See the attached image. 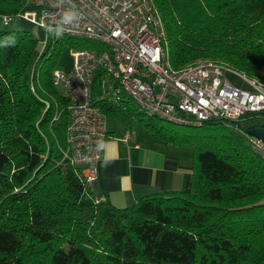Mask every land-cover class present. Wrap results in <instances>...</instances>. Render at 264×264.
I'll return each instance as SVG.
<instances>
[{
    "label": "trees",
    "instance_id": "obj_1",
    "mask_svg": "<svg viewBox=\"0 0 264 264\" xmlns=\"http://www.w3.org/2000/svg\"><path fill=\"white\" fill-rule=\"evenodd\" d=\"M151 1L173 69L214 61L259 78L264 0ZM24 6L0 0V18H18ZM54 45L46 58L35 56L29 30H0V264H264V162L245 137L209 121L195 126L201 140L187 143L180 130L128 107L125 95L106 94L101 71L94 106L124 122L142 114L138 123L151 138L190 147L192 174L187 189L130 207L97 202L80 169L62 161L67 97L53 84ZM41 100L49 107L39 122ZM236 125L244 133L264 129V114Z\"/></svg>",
    "mask_w": 264,
    "mask_h": 264
},
{
    "label": "built area",
    "instance_id": "obj_2",
    "mask_svg": "<svg viewBox=\"0 0 264 264\" xmlns=\"http://www.w3.org/2000/svg\"><path fill=\"white\" fill-rule=\"evenodd\" d=\"M27 3L37 10H27V15L35 18L38 14L40 26L48 33L93 39L102 45L77 50L70 70L52 71L53 84L62 87L67 97L62 161L79 168L88 186L96 182L97 164L107 137V118L92 99L93 78L99 71L106 94L118 98L125 95L146 116L173 125L200 126L209 121L229 125L246 115L264 114V79L244 77L214 61H196L181 69L171 67L163 24L151 0ZM1 20L5 26L12 21L9 17ZM45 44L46 38L41 51ZM228 73L239 76L245 87L233 85ZM59 115L56 113L52 122ZM241 134L250 152L264 162V143ZM120 140L128 144L130 134L124 133Z\"/></svg>",
    "mask_w": 264,
    "mask_h": 264
},
{
    "label": "crops",
    "instance_id": "obj_3",
    "mask_svg": "<svg viewBox=\"0 0 264 264\" xmlns=\"http://www.w3.org/2000/svg\"><path fill=\"white\" fill-rule=\"evenodd\" d=\"M27 14L24 11L23 17L18 19L21 27L35 36L42 27L37 18ZM231 76L233 85L245 87L239 76ZM106 131L102 157L97 164V179L90 186L97 202L107 201L116 208H125L152 194L188 188L192 174L189 150L156 141L147 132L150 138H135L127 129L130 141L124 144L120 137L126 131L121 134L107 128Z\"/></svg>",
    "mask_w": 264,
    "mask_h": 264
},
{
    "label": "rangeland",
    "instance_id": "obj_4",
    "mask_svg": "<svg viewBox=\"0 0 264 264\" xmlns=\"http://www.w3.org/2000/svg\"><path fill=\"white\" fill-rule=\"evenodd\" d=\"M24 5H26L24 8L26 10L29 9L30 13H34L36 10V8L30 7V5L27 3V0H20ZM154 5V3H152ZM38 14L35 16V18L38 19ZM23 30L26 28H22L21 27V21L18 18H15L12 20V22L8 23L7 26L2 24V20L0 18V30ZM41 31H37L38 34H35V38H37L38 40V46H37V50H36V54L35 56H37L39 53H41L42 56H44V58L47 57V53H49L50 51H41L43 45H44V40L46 38V46L49 45L55 41V45H54V53H53V60H55V68L60 69L61 71H68L72 68L73 63H74V54L77 50H81V49H92V48H102V45L93 40V39H87V38H78V37H70V36H66L62 33L59 32H53L50 31L49 33H46L45 29H40ZM54 37L55 40H52ZM51 54V52H50ZM34 56V57H35ZM227 78L229 79V81H231L233 83V79L231 74H227ZM258 79H264V69L261 70L260 72V76ZM58 91L61 94L65 95V91L62 87H58ZM43 101V100H41ZM44 102V110L41 112L40 117L38 118V121L40 122L41 117L43 116L46 108L49 107L46 106L47 103L45 101ZM135 102H133L132 100H130V107L131 109L135 108ZM139 111L140 108L138 109ZM142 112V111H141ZM59 113V112H56ZM56 113L54 114L53 117L56 116ZM143 113V112H142ZM139 118H143L142 114H137L136 117L134 119H131L130 117H127V121L124 122L122 121L121 118H108L106 119V128L109 131H113L116 133H124L126 131V129L128 130V132H130V134L134 135L135 138H139V137H146V138H150L149 135L146 133V131L139 125L138 123V119ZM37 121V122H38ZM153 122L155 124H163V125H169L172 128H175L176 130H180L181 133H184L187 135V138H185V142L190 143L193 141H200L201 139H197L196 138V133H197V128L195 126H186V127H175L173 126V124L167 123L163 120L154 118ZM238 121H233L231 124L229 125H225L224 123H221L223 125V127H225L226 129L230 130L231 132H233L234 134H238L241 133L240 130H238L237 128V123ZM37 126V123H36ZM179 126V125H176ZM127 131L125 133H128ZM41 134V133H40ZM129 134V133H128ZM146 138H142L143 140ZM183 148L189 150L191 152V148L187 147V146H183Z\"/></svg>",
    "mask_w": 264,
    "mask_h": 264
},
{
    "label": "water",
    "instance_id": "obj_5",
    "mask_svg": "<svg viewBox=\"0 0 264 264\" xmlns=\"http://www.w3.org/2000/svg\"><path fill=\"white\" fill-rule=\"evenodd\" d=\"M246 135L253 137L264 143V129H254L246 132Z\"/></svg>",
    "mask_w": 264,
    "mask_h": 264
},
{
    "label": "clouds",
    "instance_id": "obj_6",
    "mask_svg": "<svg viewBox=\"0 0 264 264\" xmlns=\"http://www.w3.org/2000/svg\"><path fill=\"white\" fill-rule=\"evenodd\" d=\"M68 19H71V17H68Z\"/></svg>",
    "mask_w": 264,
    "mask_h": 264
},
{
    "label": "bare ground",
    "instance_id": "obj_7",
    "mask_svg": "<svg viewBox=\"0 0 264 264\" xmlns=\"http://www.w3.org/2000/svg\"><path fill=\"white\" fill-rule=\"evenodd\" d=\"M90 187V186H89Z\"/></svg>",
    "mask_w": 264,
    "mask_h": 264
}]
</instances>
